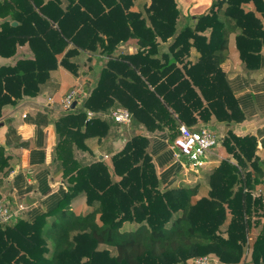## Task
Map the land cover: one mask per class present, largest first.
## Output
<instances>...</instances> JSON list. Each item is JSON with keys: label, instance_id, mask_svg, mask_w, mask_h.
<instances>
[{"label": "trees", "instance_id": "1", "mask_svg": "<svg viewBox=\"0 0 264 264\" xmlns=\"http://www.w3.org/2000/svg\"><path fill=\"white\" fill-rule=\"evenodd\" d=\"M31 1L35 8L21 22L32 32L0 28V118L5 104L37 96L59 64L78 75L82 52L108 59L82 105L55 121L54 178L65 186L25 216L0 223V264H188L204 255L264 264V141L259 154L256 136L228 130L224 157L206 173L201 195L199 182L163 186L150 138L141 133L109 159L81 164L76 154L89 149L88 139L110 136L116 122L108 115L117 106L170 141L181 123L199 130L213 116L243 122L221 64L233 41L246 69L263 66L264 0H214L186 25L176 0H149L142 10L132 9L136 0ZM129 40L136 51L116 55ZM26 43L34 57L8 64ZM87 110L96 115L88 118ZM4 152L0 147V176L10 171ZM124 222L137 227L124 230ZM255 227L260 231L251 235Z\"/></svg>", "mask_w": 264, "mask_h": 264}, {"label": "crops", "instance_id": "2", "mask_svg": "<svg viewBox=\"0 0 264 264\" xmlns=\"http://www.w3.org/2000/svg\"><path fill=\"white\" fill-rule=\"evenodd\" d=\"M63 1L64 6L66 1ZM145 3L148 4L149 0H136L132 9L142 10ZM34 8L31 0H0V28L4 27L9 31L12 26L20 32H32L34 26L29 23L22 24L21 18ZM181 13L186 18L184 25L188 24L187 14L182 11ZM136 49L135 41L129 40L118 46L116 55L132 53ZM197 56L198 52L192 48L189 59L194 61ZM262 56L263 66L258 70H248L239 59L235 43L233 41L230 43L227 57L221 67L245 111L246 118L241 123H224L217 121L213 116L205 123L206 127L221 138L228 130L238 135L248 133L256 136L259 154H263L262 142L264 141V47ZM33 57L34 53L26 43L18 45L15 55L9 57L7 63L12 66L19 59ZM107 59L108 56L97 52L90 54L82 52L76 58L80 64V74L75 75L59 64L50 72V78L42 84L37 96H24L16 103H7L3 106L0 118L3 122L0 127V147L4 148L5 155L9 157L10 171L0 176L2 179L0 195L13 208L20 211V215L25 216L28 211L40 206L47 197L56 194L65 186L62 179L54 178L58 171L57 158L54 156L57 144L55 121L66 111L62 100L72 89L83 90V94L80 95L82 97L79 98L75 107L82 105V99L88 94L89 88L96 83L100 69ZM91 64L92 67H89ZM115 125L109 137L101 141L90 138L87 140L89 149L77 151V159L81 164L105 158L106 155L110 157L123 148L129 137L141 133L150 138V152L163 186L173 185L176 182L183 183L194 176L193 171L186 172L180 161L174 158L166 131L148 132L142 125L132 121L128 125L119 123ZM223 157L224 150L219 146L208 154V161L201 168V172L205 174L204 182L200 183L202 193L206 187V173L218 165ZM181 160L187 161L185 157ZM46 188L50 189L48 193H45Z\"/></svg>", "mask_w": 264, "mask_h": 264}, {"label": "built area", "instance_id": "3", "mask_svg": "<svg viewBox=\"0 0 264 264\" xmlns=\"http://www.w3.org/2000/svg\"><path fill=\"white\" fill-rule=\"evenodd\" d=\"M80 89H72L62 100L65 110L70 109L72 103L80 98ZM96 114L91 110H87V117H94ZM109 117L116 123L128 125L132 120V113L123 106L113 108ZM179 133L177 137L169 142L170 148L173 151V156L179 160L183 169L193 172L199 170L208 161V154L220 145L221 137L206 126H202L199 130H194L184 123L179 124ZM185 157L187 161L181 160ZM16 209H12L10 203L0 197V223L5 224L13 221L18 217ZM212 257L210 255L198 256L192 258L193 264H210Z\"/></svg>", "mask_w": 264, "mask_h": 264}, {"label": "rangeland", "instance_id": "4", "mask_svg": "<svg viewBox=\"0 0 264 264\" xmlns=\"http://www.w3.org/2000/svg\"><path fill=\"white\" fill-rule=\"evenodd\" d=\"M212 1H214V0H176L177 7L179 6L180 10L182 12H185V14H187V18H188L187 19V23H191V24L194 23L193 19H191L192 14L196 15V14H200V13L206 12L208 10V8H209V6H210ZM184 20L186 21L185 17H184ZM108 117H109V115H108ZM219 147H220V149L224 150L223 146H222V140L220 142ZM108 157L109 156H107V155L105 156L106 159L110 158V157L109 158ZM204 175L205 174L203 173V171L201 172V169H200L199 172H194V176L192 178L187 179L183 183L182 182L181 183H178V182L173 183L172 186H181V185H184V184L193 185V184L198 183V182L199 183H201V182L203 183L204 182V180H203ZM202 192H203V190L201 188L199 190V195L203 194ZM12 209H15V208L12 207ZM18 215H20L19 212H18ZM262 220H264V218H262ZM136 227H137V224L136 223H131V222H124L123 225H122V229H124V230H131V229H135ZM259 231H260V227H255L253 229L251 235H256ZM210 256L213 259V260H211L210 264H223L215 256H213V255H210ZM188 264H193L191 259L188 261ZM239 264H244V263H239Z\"/></svg>", "mask_w": 264, "mask_h": 264}, {"label": "water", "instance_id": "5", "mask_svg": "<svg viewBox=\"0 0 264 264\" xmlns=\"http://www.w3.org/2000/svg\"><path fill=\"white\" fill-rule=\"evenodd\" d=\"M76 104H77V100H75L73 103H72V106H71V108L72 109H74L75 108V106H76ZM3 125V122L2 121H0V127ZM101 159V158H100Z\"/></svg>", "mask_w": 264, "mask_h": 264}]
</instances>
